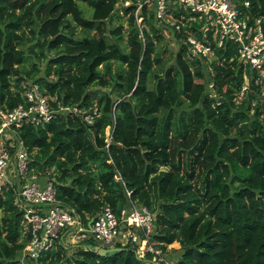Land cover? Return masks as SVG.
Returning a JSON list of instances; mask_svg holds the SVG:
<instances>
[{"label":"trees","instance_id":"16d2710c","mask_svg":"<svg viewBox=\"0 0 264 264\" xmlns=\"http://www.w3.org/2000/svg\"><path fill=\"white\" fill-rule=\"evenodd\" d=\"M122 1L0 0V109L23 102L31 79L64 105L96 110L92 123L71 113L23 126L31 172L53 178L56 199L86 225L102 207L119 216L129 200L144 205L175 264H264V97L250 81L238 98L251 72L229 41L210 62H190L176 31L174 63L163 67L153 14L142 40L134 0ZM239 1L249 21L264 15V0ZM27 240L12 192L0 191V264H18ZM87 243L70 256L57 243L29 264L151 262L131 244L100 256Z\"/></svg>","mask_w":264,"mask_h":264},{"label":"built area","instance_id":"2783aa9c","mask_svg":"<svg viewBox=\"0 0 264 264\" xmlns=\"http://www.w3.org/2000/svg\"><path fill=\"white\" fill-rule=\"evenodd\" d=\"M132 4L124 0L118 8ZM132 15L143 40L148 29L145 18L153 14L155 25L177 33H186V59L210 62L215 49L231 42L237 58L251 72L244 75L240 92H246L250 81L264 97V15L247 19L249 2L239 0H134ZM246 8V12L240 6ZM120 15L127 18L121 10ZM185 28V29H184ZM23 102L11 109H0V191L10 190L14 205L21 212V229L28 240L21 250L18 264H29L61 243L88 247L90 240L97 246L114 247L131 244L138 257L152 254L155 264H175L153 240L154 214L144 205L129 200L128 206L116 216L108 207L84 224L80 216L56 199V188L50 176L39 177L31 172L30 158L19 135L25 125L42 126L58 115H81L92 123L96 110L82 112L76 105H64L55 93L48 95L37 83L22 82ZM211 85H209V88ZM111 138L107 135V141ZM129 192L127 195L129 196ZM153 264L152 262H149Z\"/></svg>","mask_w":264,"mask_h":264},{"label":"rangeland","instance_id":"374dc122","mask_svg":"<svg viewBox=\"0 0 264 264\" xmlns=\"http://www.w3.org/2000/svg\"><path fill=\"white\" fill-rule=\"evenodd\" d=\"M80 5L84 8L86 7L85 4L80 3ZM87 8V7H86ZM88 10H90L88 8ZM123 25H124V39L122 41H120V43L122 45L126 46V41H125V37L127 36V29H128V23L126 21V18L124 17L122 19ZM114 26L117 25V22L113 24ZM161 34H162V38L159 39V41H157L156 44V49L158 51V53L160 54V61L161 64H163V67H167L171 64L174 63V57H175V53L179 47V43L177 41V38H175L173 32L171 30H169L168 28L165 29H161ZM77 35H80L79 32L77 31ZM33 43V41L30 42V44ZM26 68L30 69V65L29 63H25ZM40 67V70L44 69V63H39L38 64ZM29 83L32 82L31 79L27 80ZM244 92H240L238 94V98L241 99V97H243ZM107 131L106 134L110 135V129L109 127H107ZM96 244H99L98 241H94ZM76 243H70L67 245L68 247V251H67V256H70L77 248V245H75ZM179 248V244L177 242H173L172 244H169L167 246V249H169V253H172L174 255H177L175 253V250H177ZM174 259V256H170ZM147 264H151L149 262H147ZM155 264V263H154Z\"/></svg>","mask_w":264,"mask_h":264},{"label":"water","instance_id":"95a60500","mask_svg":"<svg viewBox=\"0 0 264 264\" xmlns=\"http://www.w3.org/2000/svg\"><path fill=\"white\" fill-rule=\"evenodd\" d=\"M120 249H123L122 247H109V248H104L102 246H94L93 247V251L100 255V256H105L107 255L108 253L110 252H113V251H116V250H120ZM153 264L155 262L151 261Z\"/></svg>","mask_w":264,"mask_h":264}]
</instances>
